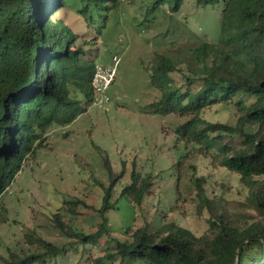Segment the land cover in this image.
Returning a JSON list of instances; mask_svg holds the SVG:
<instances>
[{"label": "trees", "instance_id": "1", "mask_svg": "<svg viewBox=\"0 0 264 264\" xmlns=\"http://www.w3.org/2000/svg\"><path fill=\"white\" fill-rule=\"evenodd\" d=\"M100 5L103 0H88ZM117 1V0H114ZM175 8L185 0H172ZM220 5V38L180 48L178 61L170 53L158 54L153 84L161 97L148 112L176 114L185 120L175 132L186 145H194L177 163L179 179L198 153L239 175L248 190V204L232 209L213 206L200 184V210L210 213L209 227L200 236L176 222L152 231L145 225L128 239L114 237L107 213L117 208L114 185L105 191L97 209L99 222L87 233L65 215H82L92 208L85 199L64 201L54 213L55 229L73 242L59 244L36 229L23 228L19 249L7 246L0 264H62L70 251L82 255L89 245L105 239L104 254L93 264H264V0H197ZM68 0H0V225L8 221L3 196L17 173L45 145L48 133L68 125L95 101L92 84L96 53L79 43L80 36L58 13ZM89 3L78 12L89 23ZM89 15V16H88ZM182 74L178 85L172 73ZM234 106L232 125L213 122L203 111L213 105ZM246 126H257L248 132ZM67 135L66 132H64ZM192 164V165H191ZM110 172L112 167L107 160ZM151 175L136 169L122 195L141 205L153 192ZM0 243L2 240L0 239Z\"/></svg>", "mask_w": 264, "mask_h": 264}, {"label": "rangeland", "instance_id": "2", "mask_svg": "<svg viewBox=\"0 0 264 264\" xmlns=\"http://www.w3.org/2000/svg\"><path fill=\"white\" fill-rule=\"evenodd\" d=\"M89 3L92 18L89 23L78 8ZM222 4L200 5L197 0H185L175 8L172 0H103L100 5L88 0H68L58 13L79 36L85 49L92 48L96 62L113 65L120 57L115 81L105 95L109 98L94 102L87 112L68 125L53 128L44 146L39 147L17 173L3 204L8 209V221L0 225V263L6 247L19 249L23 228L36 229L44 238L59 243L73 242L57 232L52 217L61 211L66 200L85 199L92 208L82 207L83 214H66L76 227L89 233L99 222L97 209L105 191L114 185L115 209L107 216L119 239H129L130 233L148 225L157 231L176 222L198 236L209 227L210 213L200 210V184L213 206L232 209L248 204V190L239 175L222 166H213L212 158L198 153L190 160L196 168L186 167L181 179L177 163L194 145H186L175 132L185 119L176 114L159 115L148 112V106L161 97L153 84L158 54L170 53L178 61L179 50L201 42H218ZM89 16V15H88ZM176 83H182L180 72L172 73ZM213 122L236 124L234 106L213 105L203 111ZM248 132L257 126H246ZM67 133V135L64 134ZM109 161L112 172L106 161ZM191 164V165H192ZM151 175L153 192L141 205L122 195L132 182V172ZM105 239L89 245L82 255V246L68 262L62 264H93L105 252Z\"/></svg>", "mask_w": 264, "mask_h": 264}, {"label": "built area", "instance_id": "3", "mask_svg": "<svg viewBox=\"0 0 264 264\" xmlns=\"http://www.w3.org/2000/svg\"><path fill=\"white\" fill-rule=\"evenodd\" d=\"M113 65L96 64L92 84L95 90V101L102 102L109 98L105 95L109 86L115 81L117 66L120 63V57H113Z\"/></svg>", "mask_w": 264, "mask_h": 264}]
</instances>
